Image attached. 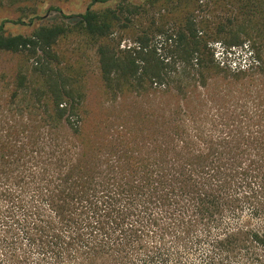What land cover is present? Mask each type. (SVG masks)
I'll use <instances>...</instances> for the list:
<instances>
[{"label": "trees", "instance_id": "1", "mask_svg": "<svg viewBox=\"0 0 264 264\" xmlns=\"http://www.w3.org/2000/svg\"><path fill=\"white\" fill-rule=\"evenodd\" d=\"M159 1L117 0L28 37L0 28V53L28 56L36 77L19 69L0 90V247L12 264L34 253L49 264H182L203 247L204 264H264V46L244 26H214L202 0H180L169 33L149 18ZM76 30L98 46L113 105L96 155L86 97L56 52ZM216 42L248 44V68L221 67Z\"/></svg>", "mask_w": 264, "mask_h": 264}, {"label": "rangeland", "instance_id": "2", "mask_svg": "<svg viewBox=\"0 0 264 264\" xmlns=\"http://www.w3.org/2000/svg\"><path fill=\"white\" fill-rule=\"evenodd\" d=\"M129 1L132 4L141 5L145 0ZM118 4L117 0H108L106 3H98L97 0H0V28L8 36L23 35L26 37L33 35L39 27L46 25L65 23L73 28L77 21L74 18L86 13L89 9L98 13L108 9L115 10L118 8ZM179 4L180 0H160L158 5L150 10L149 18L154 17L157 20V25L162 23L166 25V23L170 22L166 30L171 33L175 23L173 21L174 18H180L181 16L176 14ZM199 6L200 15L214 26L233 28L235 30H237V25L244 26L252 36H255L254 31L258 34L257 46H264V0H202ZM143 28V26H136L137 30ZM259 35L260 38L258 37ZM119 36V34L114 35L116 39ZM244 39L243 37L242 40ZM130 44H132V39L126 37L121 43V48L128 47ZM56 52L60 57L62 68H66L67 74L72 75L78 81V91L86 97L85 110L88 112V116L85 117L83 131L87 136V141L95 143V145L91 143L95 149L94 151L91 150V152L96 155L98 151V128L102 126V122L104 126L108 125L114 117L111 115V107L113 105L110 102L109 95L106 96L100 78L98 46L89 36L76 30L71 36L60 42ZM33 64V60L26 55L14 56L0 53L1 93L7 92V83L10 82L11 84L19 69L30 74V80L36 78L35 76L31 77ZM127 102L130 107V101L127 100ZM108 108L109 112H107ZM257 124L259 129H256V131L260 134L258 147H263L264 116L262 114ZM67 133L70 132L66 129L60 132V135L66 136ZM212 133L214 135L218 134V132L213 130ZM244 214L250 216V210L245 209ZM253 224L256 226L263 225L260 220H254ZM3 239L2 236L0 238V246L4 243ZM10 254L0 247V264H12L14 258ZM24 255L22 260L27 264H49L41 261L38 254ZM207 255L208 249L203 247L197 252L182 254L180 262L182 264H204ZM15 259L18 261V256H15ZM175 260L174 255H171L169 261L175 262ZM231 264L243 263L238 261Z\"/></svg>", "mask_w": 264, "mask_h": 264}, {"label": "built area", "instance_id": "3", "mask_svg": "<svg viewBox=\"0 0 264 264\" xmlns=\"http://www.w3.org/2000/svg\"><path fill=\"white\" fill-rule=\"evenodd\" d=\"M214 57L221 67H229L234 72L245 71L251 56L249 45L228 48L221 42L211 44Z\"/></svg>", "mask_w": 264, "mask_h": 264}]
</instances>
